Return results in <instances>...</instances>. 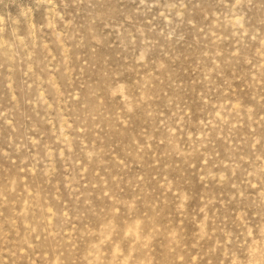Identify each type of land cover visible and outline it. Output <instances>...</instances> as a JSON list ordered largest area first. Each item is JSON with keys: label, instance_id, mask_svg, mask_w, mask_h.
<instances>
[{"label": "rangeland", "instance_id": "374dc122", "mask_svg": "<svg viewBox=\"0 0 264 264\" xmlns=\"http://www.w3.org/2000/svg\"><path fill=\"white\" fill-rule=\"evenodd\" d=\"M0 264H264V0H0Z\"/></svg>", "mask_w": 264, "mask_h": 264}]
</instances>
